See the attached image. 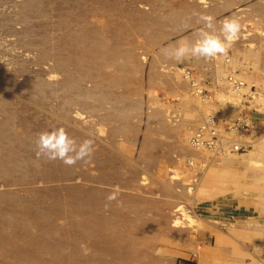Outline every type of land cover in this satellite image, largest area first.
<instances>
[{
    "label": "rangeland",
    "instance_id": "obj_1",
    "mask_svg": "<svg viewBox=\"0 0 264 264\" xmlns=\"http://www.w3.org/2000/svg\"><path fill=\"white\" fill-rule=\"evenodd\" d=\"M202 12L217 27L240 18L229 57L166 59L162 49L195 39ZM209 113L220 127L241 113L264 120V0H0V264H49L50 188H83L92 205L115 186L151 199L161 221L136 228L135 264H264V137L238 152L194 148ZM57 127L93 140L92 157L38 158V134ZM179 206L190 225H173Z\"/></svg>",
    "mask_w": 264,
    "mask_h": 264
},
{
    "label": "crops",
    "instance_id": "obj_2",
    "mask_svg": "<svg viewBox=\"0 0 264 264\" xmlns=\"http://www.w3.org/2000/svg\"><path fill=\"white\" fill-rule=\"evenodd\" d=\"M98 165L100 169H119L131 164L100 162ZM132 167L136 168L134 164ZM111 179L113 183L116 178L113 175ZM52 190L58 192L60 197H53ZM112 191L98 189L94 199H91L94 203L89 205L83 188L49 189L46 227L49 264H67L68 260L81 264L80 258L85 257L101 258L102 261H97L101 264L137 263L134 251L139 245L135 244V232L141 229L136 228L144 227L142 230L146 231L148 226L152 227L161 221L152 220L149 215L151 210L147 209L150 204H143L151 199L120 192L118 199L109 203L107 196ZM141 205H145L144 208ZM176 210H181V216H177L173 225H190L192 218H189L183 206ZM42 231L45 232V229Z\"/></svg>",
    "mask_w": 264,
    "mask_h": 264
},
{
    "label": "clouds",
    "instance_id": "obj_3",
    "mask_svg": "<svg viewBox=\"0 0 264 264\" xmlns=\"http://www.w3.org/2000/svg\"><path fill=\"white\" fill-rule=\"evenodd\" d=\"M195 15L196 23L203 25L194 33L195 39L188 40L185 38L178 41L176 46L162 49L165 58L177 63H183L188 59L204 61H211L218 57L227 59L233 44L240 38L243 27L240 18H225L219 22V27H217V21L213 15L206 12ZM184 27L188 29L190 24L185 22ZM35 143L38 158L43 157L48 161L58 160L69 167L81 161L86 162L94 154L93 140L86 139L78 143L64 127L39 133ZM194 146L200 147L198 137ZM119 193V186H115L114 190L107 196V201L109 203L116 201Z\"/></svg>",
    "mask_w": 264,
    "mask_h": 264
},
{
    "label": "built area",
    "instance_id": "obj_4",
    "mask_svg": "<svg viewBox=\"0 0 264 264\" xmlns=\"http://www.w3.org/2000/svg\"><path fill=\"white\" fill-rule=\"evenodd\" d=\"M183 74L191 83H194V76L189 69H185ZM228 81L235 90L242 83L233 74L228 76ZM191 86L193 93H200L203 96V90L200 87H197L196 84ZM204 96L206 95L204 94ZM249 127L255 131L251 137L246 134V130ZM197 137L199 138V148L236 152L246 150L251 145L253 138L264 137V120H258L241 113L235 122L220 127L218 119L214 114L209 113L204 116L202 121L189 134L188 140L192 146L197 143Z\"/></svg>",
    "mask_w": 264,
    "mask_h": 264
},
{
    "label": "bare ground",
    "instance_id": "obj_5",
    "mask_svg": "<svg viewBox=\"0 0 264 264\" xmlns=\"http://www.w3.org/2000/svg\"><path fill=\"white\" fill-rule=\"evenodd\" d=\"M185 71V70H184ZM192 84H196V86L197 87H200V81H199V79H198V77H195L194 76V83H192ZM191 88H192V86L190 87V92H191ZM254 144V143H253ZM194 147V146H193ZM194 148H196V147H194ZM198 149H206V148H198ZM215 151V150H214ZM228 153H229V151H228Z\"/></svg>",
    "mask_w": 264,
    "mask_h": 264
}]
</instances>
